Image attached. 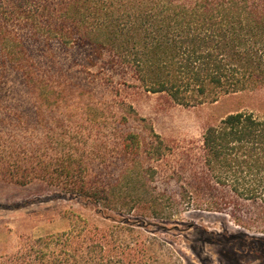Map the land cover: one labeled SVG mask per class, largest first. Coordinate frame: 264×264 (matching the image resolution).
<instances>
[{"label": "rangeland", "instance_id": "obj_1", "mask_svg": "<svg viewBox=\"0 0 264 264\" xmlns=\"http://www.w3.org/2000/svg\"><path fill=\"white\" fill-rule=\"evenodd\" d=\"M14 30L20 55L0 45V262L80 224L109 250L143 249L149 264H264L244 236L260 231L250 206L209 181L201 149L209 124L264 115V83L185 107L145 92L107 53Z\"/></svg>", "mask_w": 264, "mask_h": 264}, {"label": "trees", "instance_id": "obj_2", "mask_svg": "<svg viewBox=\"0 0 264 264\" xmlns=\"http://www.w3.org/2000/svg\"><path fill=\"white\" fill-rule=\"evenodd\" d=\"M64 1L65 7L51 8L49 0H0L4 52L20 55L23 40L15 27L49 43L89 45L130 68L145 92L185 107L264 83V7L245 0ZM201 143L207 178L248 203L249 224L260 231L245 239L264 248V115L228 114L204 128ZM85 189L69 191L86 195ZM83 229L75 224L68 232L27 239L0 264H149L143 249L114 240L109 250Z\"/></svg>", "mask_w": 264, "mask_h": 264}]
</instances>
